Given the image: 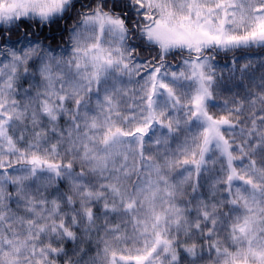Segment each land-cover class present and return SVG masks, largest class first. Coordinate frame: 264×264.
Listing matches in <instances>:
<instances>
[{
	"label": "snow or ice",
	"instance_id": "1",
	"mask_svg": "<svg viewBox=\"0 0 264 264\" xmlns=\"http://www.w3.org/2000/svg\"><path fill=\"white\" fill-rule=\"evenodd\" d=\"M254 49L264 0H0V264H264Z\"/></svg>",
	"mask_w": 264,
	"mask_h": 264
},
{
	"label": "trees",
	"instance_id": "2",
	"mask_svg": "<svg viewBox=\"0 0 264 264\" xmlns=\"http://www.w3.org/2000/svg\"><path fill=\"white\" fill-rule=\"evenodd\" d=\"M46 34L48 35L49 39L53 42V44H59L61 42L62 33L57 30L56 26H53L50 31L46 30ZM233 55H235V57L238 60L240 65L247 62L245 57H248V56L255 57V59H253V61H252L253 68L250 70L249 75L257 78V83H258L259 82L258 77L261 75L262 72H264V68L260 67V65L264 64V52H260V51L254 49L250 53L239 51L236 53H228L226 56H225V54H221V58L219 60V65L224 66L227 64L230 67ZM224 74H225V76L228 75L227 68H225ZM247 83H248V80L240 81L239 80V73H237V80L234 81L233 84H230L228 87L231 88L232 92L234 93L238 90H241L243 85L247 84ZM234 84H240L241 89H237L236 87H234L233 86ZM25 87H27V85H25ZM228 95H229L228 91L223 92L222 95L220 97H218L216 103L222 105L224 102V98L227 97ZM69 247H70V245H69Z\"/></svg>",
	"mask_w": 264,
	"mask_h": 264
}]
</instances>
